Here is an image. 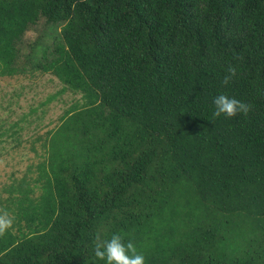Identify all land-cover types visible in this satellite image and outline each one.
Wrapping results in <instances>:
<instances>
[{"label": "trees", "instance_id": "trees-1", "mask_svg": "<svg viewBox=\"0 0 264 264\" xmlns=\"http://www.w3.org/2000/svg\"><path fill=\"white\" fill-rule=\"evenodd\" d=\"M38 73L80 97L0 187V264H104L113 233L145 264H264V0H0V77Z\"/></svg>", "mask_w": 264, "mask_h": 264}, {"label": "rangeland", "instance_id": "rangeland-1", "mask_svg": "<svg viewBox=\"0 0 264 264\" xmlns=\"http://www.w3.org/2000/svg\"><path fill=\"white\" fill-rule=\"evenodd\" d=\"M40 28L41 24L26 31L22 41L27 43L33 40L40 32ZM21 50L24 52L23 49ZM61 86V83L50 73H38L32 77L28 75L0 77V121L4 125L14 121L22 113H27L29 116L31 114L29 118L32 120L37 115L42 116L29 125H26V121L22 122L25 129L21 132L20 145H15L14 141H10L9 138L6 140L0 138V187L10 183L14 178H19L27 164L35 159L28 150L29 140L35 134H43L54 126L64 109L79 99V94L69 91L58 93ZM52 94L56 96L41 105V102ZM32 108L36 110L35 113H30ZM1 122L0 131L3 130Z\"/></svg>", "mask_w": 264, "mask_h": 264}, {"label": "clouds", "instance_id": "clouds-1", "mask_svg": "<svg viewBox=\"0 0 264 264\" xmlns=\"http://www.w3.org/2000/svg\"><path fill=\"white\" fill-rule=\"evenodd\" d=\"M234 73V70H230ZM230 77H225L227 83ZM215 106L214 115L223 114L232 117L238 112L247 114L249 105L235 97L224 93L218 94L213 98ZM13 224V218L6 210H0V235H3ZM94 255L104 264H145V256L138 252L132 241L125 242L121 235L113 233L109 239L99 243L94 248Z\"/></svg>", "mask_w": 264, "mask_h": 264}]
</instances>
